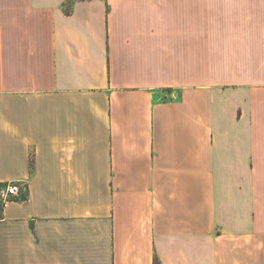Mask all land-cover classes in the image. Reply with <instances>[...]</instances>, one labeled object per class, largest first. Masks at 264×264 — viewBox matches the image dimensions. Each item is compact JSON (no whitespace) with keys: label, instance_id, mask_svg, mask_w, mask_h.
Wrapping results in <instances>:
<instances>
[{"label":"crops","instance_id":"0c3cea01","mask_svg":"<svg viewBox=\"0 0 264 264\" xmlns=\"http://www.w3.org/2000/svg\"><path fill=\"white\" fill-rule=\"evenodd\" d=\"M7 182L0 264H264V0H0Z\"/></svg>","mask_w":264,"mask_h":264},{"label":"built area","instance_id":"2783aa9c","mask_svg":"<svg viewBox=\"0 0 264 264\" xmlns=\"http://www.w3.org/2000/svg\"><path fill=\"white\" fill-rule=\"evenodd\" d=\"M20 186L18 183L7 182L0 186V202L5 203L11 198L18 197L20 194Z\"/></svg>","mask_w":264,"mask_h":264},{"label":"trees","instance_id":"16d2710c","mask_svg":"<svg viewBox=\"0 0 264 264\" xmlns=\"http://www.w3.org/2000/svg\"><path fill=\"white\" fill-rule=\"evenodd\" d=\"M155 264H158V263L155 261Z\"/></svg>","mask_w":264,"mask_h":264},{"label":"rangeland","instance_id":"374dc122","mask_svg":"<svg viewBox=\"0 0 264 264\" xmlns=\"http://www.w3.org/2000/svg\"><path fill=\"white\" fill-rule=\"evenodd\" d=\"M214 24H215V22H214ZM215 27H216V24H215Z\"/></svg>","mask_w":264,"mask_h":264}]
</instances>
